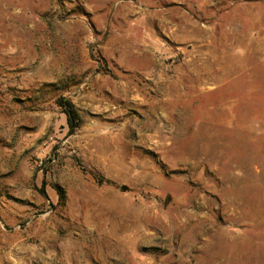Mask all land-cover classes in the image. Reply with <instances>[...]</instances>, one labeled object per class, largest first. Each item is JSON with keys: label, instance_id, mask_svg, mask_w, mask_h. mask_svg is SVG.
<instances>
[{"label": "rangeland", "instance_id": "374dc122", "mask_svg": "<svg viewBox=\"0 0 264 264\" xmlns=\"http://www.w3.org/2000/svg\"><path fill=\"white\" fill-rule=\"evenodd\" d=\"M0 264H264V0H0Z\"/></svg>", "mask_w": 264, "mask_h": 264}, {"label": "trees", "instance_id": "16d2710c", "mask_svg": "<svg viewBox=\"0 0 264 264\" xmlns=\"http://www.w3.org/2000/svg\"><path fill=\"white\" fill-rule=\"evenodd\" d=\"M57 104L63 108L64 113L67 117V123L69 128L74 131L77 128H79L82 119L81 116L76 108V106L69 101L68 99H66L65 97H61L60 99H58Z\"/></svg>", "mask_w": 264, "mask_h": 264}, {"label": "water", "instance_id": "95a60500", "mask_svg": "<svg viewBox=\"0 0 264 264\" xmlns=\"http://www.w3.org/2000/svg\"><path fill=\"white\" fill-rule=\"evenodd\" d=\"M122 190H123V191H126V190H127V187H125V186L122 187Z\"/></svg>", "mask_w": 264, "mask_h": 264}]
</instances>
